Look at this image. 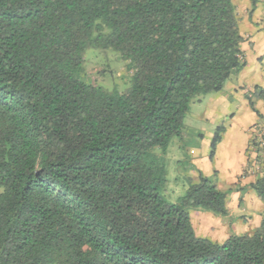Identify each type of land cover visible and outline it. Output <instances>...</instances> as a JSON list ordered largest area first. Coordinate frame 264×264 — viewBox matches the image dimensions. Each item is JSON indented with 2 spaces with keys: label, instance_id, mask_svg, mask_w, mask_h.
<instances>
[{
  "label": "trees",
  "instance_id": "1",
  "mask_svg": "<svg viewBox=\"0 0 264 264\" xmlns=\"http://www.w3.org/2000/svg\"><path fill=\"white\" fill-rule=\"evenodd\" d=\"M245 42L234 0H0V264H264V213L197 235L191 212L225 218L237 191L217 172L191 164L185 196H164L172 140L246 68ZM92 49L127 63L126 91L91 81ZM247 99L264 121V87ZM250 189L264 205V171Z\"/></svg>",
  "mask_w": 264,
  "mask_h": 264
},
{
  "label": "rangeland",
  "instance_id": "2",
  "mask_svg": "<svg viewBox=\"0 0 264 264\" xmlns=\"http://www.w3.org/2000/svg\"><path fill=\"white\" fill-rule=\"evenodd\" d=\"M234 2L237 7L240 24H243L242 21L244 20L248 23L247 21L251 19L248 25L256 24L264 30V0H234ZM253 7H255L254 10L258 11L256 15L252 12ZM243 35L246 40V47H253L251 43L252 36L250 34ZM85 67L91 81L103 86L107 90L124 92L130 85L132 73L127 68V63L114 51L89 50L86 55ZM212 96H205L201 101L194 102L191 105V110L185 120V135L181 141L178 138H174L165 155L169 185L164 196L169 203H177L185 196L189 187L187 178L191 177V173H193V170L188 172V166L191 167V164L195 166L193 164L195 163L194 160L199 159L204 153L206 154L207 150H209L210 156L211 144L219 128H223L220 133L222 142L218 144L219 151L215 160L216 170L215 167L214 170L210 169V176H213L214 172L219 171L216 178L218 184L221 186L220 188L224 191L233 190L235 187L231 186L232 178L225 174H236L238 171L234 172V170H238L239 165L243 160L245 161V158L248 163L247 154L242 156L240 151L242 150L243 137L247 134L250 136V134L249 132L246 134V131L243 132L242 129L249 119L254 120V118H259V116L249 106V102L246 103V101L243 102L244 106L237 103H228L229 106L216 108L210 103L213 98ZM247 104L248 107L246 106ZM227 107L228 111H225L224 109ZM201 131H203L205 137L213 138L210 141H203L199 136ZM180 143L183 145L178 150ZM190 149L195 150V155L190 154ZM179 162H182V168L179 167ZM202 162H207V165L211 166L208 160ZM200 168L204 170L206 164H200ZM226 220V218L222 219L209 213H192V221L197 235L201 237L208 236L207 238L218 243H221L230 231ZM249 222L253 221H245V223ZM254 225L255 223L253 222L247 226H243V228H248L246 233H252L257 228ZM210 234H221L222 237L215 239L211 238Z\"/></svg>",
  "mask_w": 264,
  "mask_h": 264
},
{
  "label": "crops",
  "instance_id": "3",
  "mask_svg": "<svg viewBox=\"0 0 264 264\" xmlns=\"http://www.w3.org/2000/svg\"><path fill=\"white\" fill-rule=\"evenodd\" d=\"M253 12L254 15L258 13L257 10H254ZM249 21L247 22L250 23ZM242 23L243 24H240L241 33L242 35L250 34L252 36L251 43L253 47H246V43L243 44V50L245 52V59L247 62L246 68L240 74L233 76L227 82L224 90L220 94H212L213 98L210 101V103L212 104V106H215L216 108L229 106L228 103H235V104L237 103L244 106L243 102L246 101V103H248L247 97L251 92H253L255 87L257 86L264 87V71H263L264 70V30H262L261 27H259L256 24L248 25V23H246L245 20L242 21ZM248 104L246 105L247 107ZM256 108L264 118V103L262 101H257ZM224 110L228 111V107L225 108ZM261 122L263 121L260 118H254V120L249 119L247 123L244 124L242 131L243 132L246 131L247 134L250 128ZM199 136L203 141L204 140L210 141V139L213 138V137H205L203 131H201V134H199ZM249 142H250V136L247 134L246 136L243 137L242 150L240 151L242 156L244 154H247L248 158H249V154H248ZM182 145L183 144L180 143L178 150L179 148L180 149L182 148ZM218 151H219V145L217 147V151L215 153L213 161H211L209 156V150H207V153L206 154L204 153L199 159H195L194 160L195 163L193 164L196 166L197 169L202 171L205 175L210 176L211 173L209 172V170L210 169L214 170L215 160H216V156L218 155ZM195 153L196 152L194 149H190L191 155H195ZM204 160L210 161L211 166H208L207 162H202ZM202 163L206 164V168L204 170L200 168V164ZM246 164L247 162L245 158V161L243 160V162L239 165L238 170L237 169L234 170V172L238 171L236 174L232 175V173H227V174L224 173L225 175L230 176L232 178L231 186L235 187L237 191H234L229 197V203H228L229 215L225 218L227 219L226 221L230 231L222 242L226 241L229 238L231 232H234L236 234L246 233L248 228L247 227L243 228V226H247L250 223L254 222L256 227H258L260 225L262 214L264 213L263 203L258 200L254 191L250 189V185L255 181V177L250 175L249 176L244 175L245 168L247 166ZM191 175H192L191 177L196 178L198 173L196 171H193ZM193 212L199 213L200 211H192L191 217ZM200 213H208V212H200ZM246 220H251L253 222L245 223ZM209 236L215 239H220V237H222L221 234H214V235L210 234ZM204 237H208V236H204Z\"/></svg>",
  "mask_w": 264,
  "mask_h": 264
},
{
  "label": "built area",
  "instance_id": "4",
  "mask_svg": "<svg viewBox=\"0 0 264 264\" xmlns=\"http://www.w3.org/2000/svg\"><path fill=\"white\" fill-rule=\"evenodd\" d=\"M250 142L249 154V175L255 177L264 171V121L248 130Z\"/></svg>",
  "mask_w": 264,
  "mask_h": 264
}]
</instances>
